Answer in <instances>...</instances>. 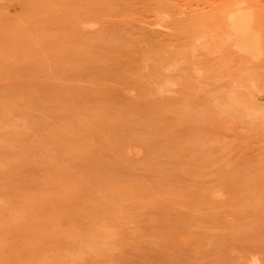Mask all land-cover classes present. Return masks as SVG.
I'll list each match as a JSON object with an SVG mask.
<instances>
[{
	"label": "rangeland",
	"instance_id": "374dc122",
	"mask_svg": "<svg viewBox=\"0 0 264 264\" xmlns=\"http://www.w3.org/2000/svg\"><path fill=\"white\" fill-rule=\"evenodd\" d=\"M234 1L0 0V264H264V0Z\"/></svg>",
	"mask_w": 264,
	"mask_h": 264
},
{
	"label": "bare ground",
	"instance_id": "6f19581e",
	"mask_svg": "<svg viewBox=\"0 0 264 264\" xmlns=\"http://www.w3.org/2000/svg\"><path fill=\"white\" fill-rule=\"evenodd\" d=\"M234 1V0H233ZM236 3V1H234V4ZM245 3V2H244ZM246 6L250 5V4H245ZM234 6V5H232ZM242 7V6H240ZM239 7V3L236 4V9L233 10L232 12H224V16H225V20H226V25H225V30L223 32V40H227L230 37H234L236 38L237 42H239V46H241V48L247 52H252L254 50H256L258 48V43H257V39L255 34H253L250 30H249V25H250V16L249 14H247L246 11L242 10V8ZM247 8V7H246ZM249 8V7H248ZM251 9V8H249ZM252 10V9H251ZM225 11V10H224ZM253 11V10H252ZM251 11V12H252ZM226 13V14H225ZM251 14V13H250ZM252 15V14H251ZM252 18V17H251ZM255 19V18H253ZM256 20V19H255ZM253 22V21H252ZM86 24V23H85ZM251 28V27H250ZM254 31V30H253ZM256 31V30H255ZM222 36V35H221ZM232 38V39H234ZM179 39V37H178ZM222 42V41H221ZM260 42V41H259ZM220 43V42H218ZM229 43V42H228ZM228 43H226L228 45ZM232 45V43H231ZM260 45V44H259ZM225 46V45H222ZM261 46V45H260ZM262 47V46H261ZM264 47V46H263ZM260 49V48H259ZM264 49V48H263ZM140 49H138L139 52ZM141 54V53H140ZM148 53H146L147 55ZM244 54V53H242ZM247 55V54H246ZM249 55V54H248ZM250 56V55H249ZM149 57V56H148ZM245 57V55H244ZM171 58V55L170 57ZM174 58V57H173ZM179 58H177L178 60ZM145 68V67H144ZM162 92V91H161ZM246 100V99H245ZM248 103V102H247ZM246 104V103H245ZM250 104L248 103L247 106H249ZM242 108H245L244 106H242ZM260 112V111H259ZM257 113V112H256ZM254 113V114H256ZM220 192V191H219ZM90 239V238H88ZM81 240H83V238H81ZM80 240V242H81ZM86 240V239H85ZM84 240V241H85ZM79 241V239H78ZM88 244H89V240H87ZM92 242V241H91ZM94 243V242H93ZM92 243V244H93ZM81 244H83L81 242ZM86 244V243H84ZM86 244V245H88ZM91 244V243H90ZM85 245V246H86ZM84 246V245H83ZM90 247L89 245L87 246V248ZM94 247V245H93ZM91 246L90 249L93 248ZM96 249V248H95ZM92 249V250H95ZM75 260V259H74ZM71 261V260H70Z\"/></svg>",
	"mask_w": 264,
	"mask_h": 264
}]
</instances>
